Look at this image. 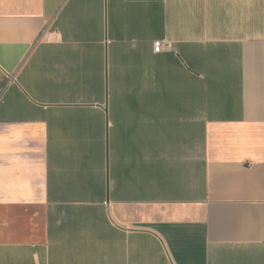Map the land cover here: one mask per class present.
Wrapping results in <instances>:
<instances>
[{
	"label": "crops",
	"instance_id": "0c3cea01",
	"mask_svg": "<svg viewBox=\"0 0 264 264\" xmlns=\"http://www.w3.org/2000/svg\"><path fill=\"white\" fill-rule=\"evenodd\" d=\"M0 264H264V0H0Z\"/></svg>",
	"mask_w": 264,
	"mask_h": 264
},
{
	"label": "built area",
	"instance_id": "2783aa9c",
	"mask_svg": "<svg viewBox=\"0 0 264 264\" xmlns=\"http://www.w3.org/2000/svg\"><path fill=\"white\" fill-rule=\"evenodd\" d=\"M168 42L164 40H156L153 43V49L155 52H159L163 49L164 46H168Z\"/></svg>",
	"mask_w": 264,
	"mask_h": 264
}]
</instances>
